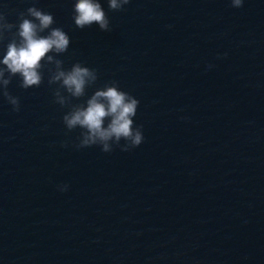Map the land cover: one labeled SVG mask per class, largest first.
Listing matches in <instances>:
<instances>
[{"label": "water", "instance_id": "obj_1", "mask_svg": "<svg viewBox=\"0 0 264 264\" xmlns=\"http://www.w3.org/2000/svg\"><path fill=\"white\" fill-rule=\"evenodd\" d=\"M32 3L69 35L65 68L139 100L144 140L77 149L47 73L27 90L14 77L20 110L0 98V264H264V0H100L110 31L76 28L73 0L0 12L15 22Z\"/></svg>", "mask_w": 264, "mask_h": 264}, {"label": "clouds", "instance_id": "obj_2", "mask_svg": "<svg viewBox=\"0 0 264 264\" xmlns=\"http://www.w3.org/2000/svg\"><path fill=\"white\" fill-rule=\"evenodd\" d=\"M130 0H107L110 11H122ZM244 0H229L233 8L243 6ZM72 21L76 28L84 29L96 24L101 31H110V20L100 0H73ZM56 23L51 12L32 3L17 13L11 22L0 12V42L8 37L3 55L0 56V98L20 110V98L9 91L13 78L21 89L39 87L47 73V84L52 88L53 102L67 108L62 123L69 131L79 128L77 149L99 146L105 153L114 147L129 151L144 140L142 125L134 123L139 100L122 90L117 81L105 82L94 87L98 80L96 69L79 61L65 68L58 56L67 52L71 43L69 35ZM224 55H227L225 53ZM211 67V65H208ZM94 90L87 94L89 88ZM82 102L73 103V100ZM123 141V143H121ZM67 185L60 186L66 190Z\"/></svg>", "mask_w": 264, "mask_h": 264}]
</instances>
